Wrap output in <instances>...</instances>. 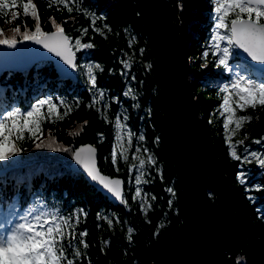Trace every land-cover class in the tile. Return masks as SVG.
Instances as JSON below:
<instances>
[{
    "label": "trees",
    "instance_id": "1",
    "mask_svg": "<svg viewBox=\"0 0 264 264\" xmlns=\"http://www.w3.org/2000/svg\"><path fill=\"white\" fill-rule=\"evenodd\" d=\"M34 2L45 32L54 30L49 22V18L54 17L73 42L81 39L82 43H91L93 47L78 51L74 48L77 67L72 79L59 77L52 63L44 60L22 72L5 69L0 74V94L5 93L1 100L10 101L5 110L14 105L21 111H28L45 97L73 107L65 119L44 123L41 140L47 142L50 132L55 137L53 147L37 148L36 143L41 141L34 139L21 142L22 150L8 159L11 165L0 174V195H5L10 203L26 209L33 216L79 214L75 231L77 234L87 231L84 240L88 248L82 249L84 254L77 264H154L155 248L175 236L180 222V182L162 117L155 52L140 16L138 0H79L81 10L74 7L71 12L49 8L46 0ZM205 3L206 0H157L162 26L173 39L185 42L189 60L209 38L210 21ZM85 11L103 17L96 21V27L104 31L103 35L94 30ZM21 23V19L14 24L0 19V27L8 35L12 34L11 29L16 24ZM26 23L31 29L34 21L29 18ZM84 28L88 29L87 34L81 32ZM213 58L209 54L205 58L208 65L203 70L199 64H194L187 74L192 90L193 116L209 165L201 184L203 196L215 213L217 236L223 238L229 230L238 244L232 264H264V167L258 176L246 174L247 169L242 165L245 161L230 155L223 128L224 115L220 116L218 110L209 111L226 94L207 84L209 77L226 76L223 71L214 69ZM234 59L239 61L237 54ZM124 61L131 67L125 68ZM88 65L100 66L93 69L95 87L88 79ZM27 87H32L35 93L29 94L26 100ZM129 89L133 93L131 96L125 95ZM94 100L99 103L94 104ZM63 110L61 106L60 111ZM44 111H47L46 106ZM246 112L254 118L246 130L248 138L261 139L264 107L248 108ZM117 116L132 138L128 161L119 158L114 165L111 156L116 147L114 121ZM85 121L87 124L79 135H70ZM85 144L96 148L98 167L103 174L123 179L122 203L113 202L83 173L71 168L73 152ZM124 144L127 147V137ZM57 145L72 151L57 150ZM237 153L240 155L238 149ZM134 155L145 160L151 155L155 161L145 164L139 185L142 196L151 204L147 212L141 200L133 198L138 186L136 178L141 175V169L133 167L134 163L138 164L132 159ZM2 165L3 161H0ZM248 170L257 171L255 168ZM241 173L244 183L240 181ZM108 219L112 220L111 226ZM130 228L133 230L131 239ZM71 251L69 248V253Z\"/></svg>",
    "mask_w": 264,
    "mask_h": 264
},
{
    "label": "snow or ice",
    "instance_id": "2",
    "mask_svg": "<svg viewBox=\"0 0 264 264\" xmlns=\"http://www.w3.org/2000/svg\"><path fill=\"white\" fill-rule=\"evenodd\" d=\"M46 4L49 8L55 7L57 10L66 9L71 12L74 7L77 11L81 10L79 0H46ZM214 12L216 24L215 31L211 36L210 49L212 55L218 57V65L231 70L229 58L234 48L242 49L254 61L264 62V0H215ZM84 14L90 17L94 30L103 35V29L96 27V21L103 17H98L87 11ZM29 18L34 21L31 29L26 23V19ZM0 19L11 24H14L18 19L22 20L21 24H16L11 29V35H8L3 27H0V45L15 48L20 41H34L55 53L72 68L77 67L73 49L78 51L93 47L91 43H82L81 39H75L73 42L72 38L65 33L63 25L57 23L54 17L49 18L54 31L45 32L41 25L39 9L34 0H0ZM87 31V28L81 29L83 34H87ZM221 42H225V46H222ZM208 55L209 52L206 51L204 56ZM123 63L125 68L131 67L128 61ZM94 67L99 69L100 66H87L88 79L93 87L96 86ZM220 90L226 93L223 97L221 114L227 113L224 128L230 155L233 159L240 160L241 156L237 153V145L242 144L243 141L237 140L233 143L232 138L254 118L250 115H237V113L238 111L245 112L248 108L264 107V83L255 84L240 76L230 85L225 84ZM132 94L131 89L125 93L127 96ZM100 96H103V93H100ZM93 103L97 104L99 101L94 100ZM45 106L47 107L46 112L44 111ZM61 106H63V112L60 111ZM72 110L73 107L64 101L57 104L51 99H43L28 111H21L19 108L7 111L0 116V161L8 160L11 156L19 153L22 150L20 144L26 139L41 141L36 143L37 148L53 147L55 137L50 132L47 142L41 140V136L44 135V123L63 120L70 115ZM105 119H107L106 115ZM114 123L116 147L112 151L111 159L115 165L119 158L128 161L127 153L131 148L132 134L119 116L115 118ZM86 124L87 121L79 125L78 130L71 132L70 135H79ZM126 137L127 147L124 144ZM256 143H260V141L258 140ZM57 150L72 151L60 145H57ZM73 155L93 181H97L117 198L122 197L123 182L101 173L96 163L95 147H81L75 150ZM251 156L261 166H264V158H261L257 153H251ZM132 159L138 161V164L134 163L133 167L141 169V175L136 178L138 186L133 198L140 199L145 212H147L151 208V204L147 197L142 196V189L139 185L142 182L145 164L155 161L151 155L147 157V160L139 155H134ZM244 159L248 161V156H245ZM240 181L244 183L243 173L240 174ZM168 191L171 192L172 189H168ZM20 220L22 222L16 223L9 233L0 234V264H77L84 254L82 249L88 248V244L84 240V237L88 235L87 231L79 234L75 231L76 224L80 220L79 214L69 217L60 216L58 213H43L33 216L29 212L20 217ZM108 224L111 226V219H108ZM128 231L129 239H131L133 230L130 228ZM104 243L107 244V242ZM69 248L72 249L71 253H69Z\"/></svg>",
    "mask_w": 264,
    "mask_h": 264
},
{
    "label": "water",
    "instance_id": "3",
    "mask_svg": "<svg viewBox=\"0 0 264 264\" xmlns=\"http://www.w3.org/2000/svg\"><path fill=\"white\" fill-rule=\"evenodd\" d=\"M138 7L155 52L162 117L180 182L178 198L180 222L175 236L161 242L155 248L154 264H232L238 244L229 230H226L223 238L217 236L215 213L205 202L201 187L203 177L209 171V165L202 149V136L193 116L192 90L187 81V74L191 68L187 46L183 40L173 39L162 26L157 0H138ZM52 31L54 30L46 32ZM22 46H26L24 49L26 58L21 61L9 60L8 64L0 66V74L5 69L18 71L30 69L36 62L44 60L52 63L59 77L67 79L75 77L76 68L67 65L43 45L34 41H20L16 45L18 48ZM1 47L4 48L6 45H0V49ZM237 56L244 65L264 73V62L252 60L247 53L238 48ZM76 61L75 53V63ZM261 139L264 142V134ZM84 146L92 145L85 144L77 149ZM77 163L73 155L71 164L73 170L83 173L89 182L113 202H123V195L117 198L97 181H93L83 166ZM96 163L98 167L97 151ZM106 176L121 180L122 192L124 191V181L121 177Z\"/></svg>",
    "mask_w": 264,
    "mask_h": 264
},
{
    "label": "rangeland",
    "instance_id": "4",
    "mask_svg": "<svg viewBox=\"0 0 264 264\" xmlns=\"http://www.w3.org/2000/svg\"><path fill=\"white\" fill-rule=\"evenodd\" d=\"M204 8L207 11V19L210 21V28L208 31L209 38L202 42V45H201V47H199V51H198L197 55L191 56V58L189 60L190 66H192L194 64H199V66H201L200 67L201 70H203L204 67L208 65V63L205 61L206 57L204 56V53L207 51V52H209V54L211 56L214 57L213 59H214L215 64H216L214 69L219 70V71H223V73L226 75V76H213V77L207 78L208 86L221 89L225 84L230 85L232 82H234L235 79H237L240 76H243L245 79H247V80H249L255 84L264 83V77L261 76L260 72H258L257 70L246 69L243 67V65L239 61L234 59V56L236 55V52H237V48H234L232 50V54L229 58V67L231 69L230 71L225 69L223 66L218 65V57L212 55V51L210 49L211 36L213 35V33L215 31V24H216V14L214 12L215 0H206ZM221 44H222V46H225V42H221ZM39 62L44 63L43 61H39ZM198 76L202 77V74H198ZM223 97L217 101V104H215L213 107H211L209 109L210 113H213L214 110L215 111L218 110L219 115L222 116L221 113L223 111V109H222ZM252 109L257 110L258 107L252 108ZM246 111L245 112H239L238 111L237 115H249V114H247ZM223 115H224L223 118H224V122H225L227 113H225ZM249 125H250V122L246 123L244 125V127L241 128L237 132V134L232 138V140H233V143H235L237 140L243 141L242 144L237 145V149L239 150V153L241 156L240 160H242L243 162L245 161L244 157L248 156V161H245L244 163H242L244 168L247 169L246 174H252L253 173L254 176H258L262 173V169L264 166H261L258 163V161L251 156V153H257L261 158H264V143L261 141L260 138H253V139L248 138L246 130H248ZM233 127H234V125H233ZM223 128H224V123H223ZM258 140L260 141V143H256V141H258ZM7 161L8 160H4L3 165L1 167H3V166L6 167V166L11 165ZM16 164H19V162H17ZM77 164H79V163H77ZM250 164H252V166ZM248 168H252V169L255 168V169H257V171L256 172H250L248 170ZM245 178H246V175H245ZM2 211H8V210L5 209L3 205H0V220H1V214H2L1 212ZM17 211H18L17 209H12L10 211V213L11 212H17ZM1 222H2V220H1Z\"/></svg>",
    "mask_w": 264,
    "mask_h": 264
},
{
    "label": "bare ground",
    "instance_id": "5",
    "mask_svg": "<svg viewBox=\"0 0 264 264\" xmlns=\"http://www.w3.org/2000/svg\"><path fill=\"white\" fill-rule=\"evenodd\" d=\"M25 48H26V46H22L19 48L18 47L10 48L8 46H6L4 48L1 47V49H0V66L8 64L9 60L21 61L24 58H26V56H25L26 51L24 50ZM30 49H32V47ZM27 52H30V51H27ZM76 56H77V54H76ZM3 62H4V64H3ZM76 63H77V61H76Z\"/></svg>",
    "mask_w": 264,
    "mask_h": 264
}]
</instances>
